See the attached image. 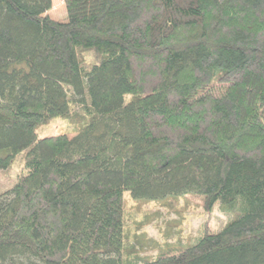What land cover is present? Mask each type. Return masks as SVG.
<instances>
[{
  "label": "trees",
  "instance_id": "obj_1",
  "mask_svg": "<svg viewBox=\"0 0 264 264\" xmlns=\"http://www.w3.org/2000/svg\"><path fill=\"white\" fill-rule=\"evenodd\" d=\"M64 3L68 22L52 0H0V169L24 162L0 194V264L73 263L93 208L126 192L234 214L140 264H264V0ZM74 106L77 135L38 137Z\"/></svg>",
  "mask_w": 264,
  "mask_h": 264
},
{
  "label": "rangeland",
  "instance_id": "obj_2",
  "mask_svg": "<svg viewBox=\"0 0 264 264\" xmlns=\"http://www.w3.org/2000/svg\"><path fill=\"white\" fill-rule=\"evenodd\" d=\"M48 15L56 21L68 22L64 0H52ZM224 88L222 85L208 86L200 94H219ZM74 107L69 117L54 118L39 127L38 137L65 134L72 138L77 135L88 123V118L83 116L80 106ZM23 167V154H20L9 168L0 169V194L16 185ZM100 203L93 208L81 236L74 240L70 260L73 263L70 264H98V258L103 255H123L127 263H144L169 248L196 243L206 224L217 232L234 217L233 213L223 212L219 204L207 212L199 198L192 194L147 200L134 199L126 192L120 205Z\"/></svg>",
  "mask_w": 264,
  "mask_h": 264
}]
</instances>
